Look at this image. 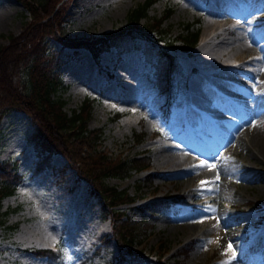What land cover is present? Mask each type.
<instances>
[{"label": "rangeland", "instance_id": "obj_1", "mask_svg": "<svg viewBox=\"0 0 264 264\" xmlns=\"http://www.w3.org/2000/svg\"><path fill=\"white\" fill-rule=\"evenodd\" d=\"M143 1L60 0L55 8L64 9L65 21L64 30L59 31L76 38L100 36L125 24L129 10ZM167 7L173 11L162 21L161 27L171 38L184 32L186 22L199 25L195 45L189 51L176 52L178 90L168 112L160 107L164 99V94L158 91L161 79L156 78L141 49L119 54L111 47L94 57L84 45L62 46L57 38L46 36L55 58L53 63L57 61L56 69L67 85L66 89L57 91L64 100L62 108L71 113L85 98H90L87 125L101 130L100 149L112 156L139 153L149 157L148 168L130 176L107 179L136 198L119 207L133 220L143 222L141 230H145V237L134 247L140 254L130 264H225L232 261L230 258L240 252L242 246V249L247 246L250 249L247 257L239 260L241 264H264V177L243 179L249 172L246 165L254 164L253 160L257 159L250 155V147L236 145L232 157L236 159L235 166L241 169L232 179L218 176L215 183L203 185L195 176L200 173L199 167L188 178L172 176L166 173V164L158 163L163 158L157 159L163 141L167 137L175 139L186 130L187 120L183 114L202 116L186 105L192 101V93L201 91L202 95L204 87H215L221 92L218 96L203 95V100L198 99L194 104L201 108L209 104L207 107H212L216 116L226 118L234 115L222 107L234 108L244 101L248 104L249 100L264 98V78L262 81L258 74L255 77L246 73L250 66L248 61L264 54V0H154L142 22L149 23L161 16ZM29 19V12L20 0H0V47L9 42L11 35L19 34ZM206 29L212 31L210 35L217 33L209 42L225 41L217 59L202 49ZM246 31L250 34L244 44L239 43L240 33ZM139 41L142 46L146 43L141 38ZM215 66L225 69L220 74L225 81L219 82L218 77L213 76L211 68ZM254 80L260 81L257 86L260 87L249 89ZM12 81L22 90L26 88L22 69ZM178 116L181 118L176 121ZM254 120L249 116L242 120V125L250 127ZM197 127L200 129L201 125ZM32 129V121L24 111L11 110L0 116V161L14 165L20 176L14 190L0 200V264H48L47 257L36 251L48 247L60 249L62 264H115L119 247L111 237L110 215L102 203L90 195L89 184L78 179L76 169L68 166L64 155L53 152L48 158L45 156L47 151H42ZM201 161L215 164L213 171L220 165L200 156L193 164L198 166ZM253 167L264 170V155ZM201 169L206 171L210 167ZM146 174L151 175L150 181L144 179ZM196 193L209 212L199 211L193 218L178 212V206L190 207L189 195ZM138 206L151 207L141 211ZM215 208L223 210L224 220L215 231H200L208 214L213 218ZM186 220L193 222L184 227ZM218 232L221 235L232 233L236 237L225 234L218 240ZM257 234V239H261L255 246L252 242H257L254 240ZM229 243L233 250L226 251Z\"/></svg>", "mask_w": 264, "mask_h": 264}, {"label": "trees", "instance_id": "obj_2", "mask_svg": "<svg viewBox=\"0 0 264 264\" xmlns=\"http://www.w3.org/2000/svg\"><path fill=\"white\" fill-rule=\"evenodd\" d=\"M20 1L28 10L30 19L19 34L11 35L9 42L0 47V116L11 110L26 112L33 124L32 134L42 151H47L45 156L48 158L56 152L66 157L68 166L76 169L78 179H84L89 184L90 195L102 203L111 217V237L119 247L115 264H130L140 254L134 247L145 237V230H141L143 222L133 220L127 211L124 210V213V208L119 207L132 203L136 198L116 184H110L107 179L130 176L148 168L149 157L139 153L112 156L100 149L101 130L87 125L92 104L90 98H85L71 113L62 108L64 100L57 91L66 89L67 85L56 69L57 61L53 63L55 58L45 37L57 38L62 46L84 45L94 57L111 47H115L119 54L141 49L156 78L161 79L157 89L164 94L161 105L164 109L169 107L177 92L175 80L179 64L176 52L189 51L195 45L199 25L186 22L184 32L171 38L161 25L173 9L167 7L161 16L144 23L141 19L147 15L148 7L154 1L144 0L129 10L125 24L97 37L76 38L59 31L64 30L65 21L64 9L55 8L60 0ZM140 38L146 41L144 46ZM20 69L27 80L23 90L12 81ZM19 177L14 165L0 161V200L14 190ZM144 179L150 181L151 175L146 174ZM150 207L136 208L146 211ZM36 251L47 257L48 264H62L59 250L38 248Z\"/></svg>", "mask_w": 264, "mask_h": 264}, {"label": "bare ground", "instance_id": "obj_3", "mask_svg": "<svg viewBox=\"0 0 264 264\" xmlns=\"http://www.w3.org/2000/svg\"><path fill=\"white\" fill-rule=\"evenodd\" d=\"M211 32L212 31H208L207 29L205 30L204 43L201 46H202V49L204 50L205 54H211L212 55L211 57L217 59L221 54V53L220 54H217V53L220 52L222 50V48H224L225 41H222V40H219L216 42L210 41V42H213V43H210L208 40H210V38L214 37V35L216 33V32H214L213 34L210 35ZM249 34L250 33L247 31L245 33H240V37H239L238 42L244 44L243 41L246 40V38L248 37ZM216 35H217V33H216ZM263 51H264V47H263ZM248 60L249 59H247L246 61H248ZM248 64H250V66H249V69L246 71V73L249 76H255V74H258L259 75L258 77H260L258 79L264 78V54H263V56L262 55L259 56V58L250 59V61H248ZM211 69H213L211 71L215 74L213 76L218 77L219 82L225 81L224 80L225 78L224 79L220 78L221 77L220 74L222 72H224L225 69L217 68V66H215V68H211ZM231 70H230V72H231ZM208 71H210V70H208ZM254 81H256V80H254ZM259 82L260 81L257 80L256 82L252 83L249 86V89L259 88L260 86L257 87L259 85ZM214 88L212 87V89H211V88H205L204 87L203 88L204 92H202V95L200 94L201 91L198 94L196 92L191 94L190 100H192V101H189V102L186 101L187 102L186 105H189L193 109H196V111H198V112L200 111V113L203 117L202 116L201 117L194 116L193 114H191L190 116L188 114H183L187 120L186 130L182 134H180L179 136H176L175 139H171V138L169 139L167 137L166 140L163 141L164 146H162V145L160 146L161 147L160 150H162V151H160V153L157 155V159L159 157H161L163 159L160 160L161 162H158V163H160V166L161 165L163 166L164 164H166V166H167V167L165 166L166 167L165 168L166 173H168L169 175L187 177L191 172H193L196 168L199 167V166L195 165V163L193 164V162L196 161V158L198 156H200V159L202 157V159H204V160H212V162L214 161L216 163L220 162V165H218V168L215 170L216 172L213 171V169L211 170V168H210V170L204 171L203 169H201L202 167H199L198 170H200V173L198 175H195L197 178L199 177V183L201 181H207V180L214 181V179L217 176H221L224 180H228L232 176H234L238 172V169H239V166L238 167L235 166V163H236L235 160L236 159L234 160V158L232 157L233 152L236 151V145L240 146V147L243 145L245 147H250V149H251L250 155H253L254 157L257 158L255 160H253L254 164L257 160H259V158H262V156L264 155V98L257 97L256 101H253V100L250 101L249 100L250 104L249 103L247 104L246 101H244V103L242 105L236 104L234 106V108L231 105L224 106V107H222V109L227 111V112H231L234 115V117H231V118L220 117V116H216V112L212 107H210V108L207 107V106H210L209 104H207V105L201 104L202 106H204V109L199 108L197 105L194 104L195 102H197L198 99L203 100L202 99L203 95L204 96H211V97L218 96L221 92L219 93V91L214 89ZM213 90L215 93L213 92ZM224 90H226V89H224ZM227 91H228V89H227ZM187 98H188V96H187ZM178 115L180 116V115H182V113L178 114ZM179 116L175 117L176 121L180 120L181 117H179ZM249 116H252L255 119L254 122L251 123L252 126L249 127L246 125H242L243 124L242 120H245ZM201 118H203V119H201ZM205 119H208V120H205ZM198 120L199 121L203 120V121L199 122ZM211 120H216L217 122L211 123L210 122ZM220 123H223L224 125H221ZM199 124L201 125L200 129H199V127H197V125H199ZM158 142H160V141H158ZM243 150H244V148H243ZM242 155H243V153H242ZM242 158L243 157H241V159ZM196 164H198V163H196ZM239 164H240V166H242L241 162H239ZM254 164H250V165L247 164L246 165L245 168L249 172L245 173V175H243V179L245 181L255 180V178L257 179L260 177H264V170H262L263 168L256 169L255 167H253ZM261 170H262V172H260ZM197 178H196V180H197ZM186 193H187V191H186ZM197 194L198 193L189 195V199H190L189 201L192 202V203H190V207H186V208L182 207V206L176 207L178 212L185 214V216H189L190 218H193L196 216L197 212L209 209L208 207L203 208V207H205V205L202 203L203 201L201 202L200 195H197ZM208 195H210V194H208ZM212 196H215V195H212ZM212 199H216V197H213ZM188 205H189V203H188ZM195 205H198V206L194 207ZM191 207H194V208H191ZM211 209H213V208H211ZM189 210H191V211L189 212ZM222 211L223 210L220 208L219 209L215 208V214L213 215V218H211V216L207 213L209 217L207 218V220L203 221L204 222L203 225H205V226H203L201 224L202 226L200 228V231L201 230L202 231L207 230V231H211V232H212V230L215 231L216 227L220 226L221 222L224 220L222 218ZM207 212H209V211L207 210ZM191 222H193V221H190V220L187 221L186 220V222H185L186 224L184 225V227L189 226V223H191ZM192 228H193V226H192ZM198 229H199V227H198ZM221 232L222 231H220V233ZM201 234H202V232H201ZM225 234H228L229 235L228 237H232V238L236 237V235L232 234V233H226L225 232V233H222V235H221L218 232L216 234V238L218 239V237L220 236L221 239H223ZM204 238L205 237H203V239ZM257 238H259L258 234L255 236L254 240ZM205 239H207V238H205ZM260 239H257V242H252L253 245L255 243L256 244L255 246H258ZM215 241H214V243H215ZM242 247H239L240 252L234 253L232 255V258H230L232 260L231 261L232 264H241L239 262V260H242L243 258L247 257L248 250L250 249V247L247 246L246 248H243V249H242ZM239 249H238V251H239ZM229 257H231V256H229Z\"/></svg>", "mask_w": 264, "mask_h": 264}, {"label": "snow or ice", "instance_id": "obj_4", "mask_svg": "<svg viewBox=\"0 0 264 264\" xmlns=\"http://www.w3.org/2000/svg\"><path fill=\"white\" fill-rule=\"evenodd\" d=\"M198 166L199 167H205L206 166V167H210V168H215L216 167L215 164H208L207 161H201L200 165H198ZM218 179H219V177L217 176L216 177V180H218ZM200 183H201V185H203V184H207V183H215V181H201ZM207 210L208 209H206V211ZM228 250H233L231 243H229L228 248H227L226 251H228ZM225 264H231V261L230 260L229 261H226Z\"/></svg>", "mask_w": 264, "mask_h": 264}]
</instances>
